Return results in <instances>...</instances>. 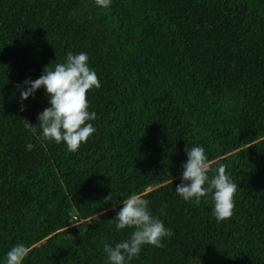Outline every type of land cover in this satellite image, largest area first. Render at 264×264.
I'll use <instances>...</instances> for the list:
<instances>
[{
	"label": "trees",
	"instance_id": "obj_1",
	"mask_svg": "<svg viewBox=\"0 0 264 264\" xmlns=\"http://www.w3.org/2000/svg\"><path fill=\"white\" fill-rule=\"evenodd\" d=\"M68 52L101 84L75 152L25 129L49 105L17 91ZM195 146L239 185L226 220L175 194ZM132 193L174 235L131 264H264V0H0V259L24 243V264H105Z\"/></svg>",
	"mask_w": 264,
	"mask_h": 264
},
{
	"label": "clouds",
	"instance_id": "obj_2",
	"mask_svg": "<svg viewBox=\"0 0 264 264\" xmlns=\"http://www.w3.org/2000/svg\"><path fill=\"white\" fill-rule=\"evenodd\" d=\"M112 2L95 0L101 9H109ZM100 87L99 78L89 65L87 53L68 52L62 62L45 66L39 78L17 85L21 101L34 97L37 90L43 89L49 105L37 115L38 123L35 126L24 121L25 129L41 141L63 143L68 151H77L96 132L92 123L97 118L96 113L89 111L86 94ZM181 167V182L175 187L178 197L185 202L199 204L202 198L210 196L212 214L218 221L233 215L234 196L239 185L233 181L224 164H218L210 177L209 172L213 169L207 151L203 146H195L186 151V162ZM105 199L112 201L113 194ZM121 202L123 206L112 219L115 230L131 231L126 239L104 244L105 264H131L133 259L139 257L144 246L163 248L166 239L174 235L158 216L153 215L150 201L143 193H132ZM164 214L162 208L161 215ZM93 219L98 220V216L95 214ZM30 251L29 246L17 243L0 259V264H24ZM190 264H198V257L191 256Z\"/></svg>",
	"mask_w": 264,
	"mask_h": 264
}]
</instances>
